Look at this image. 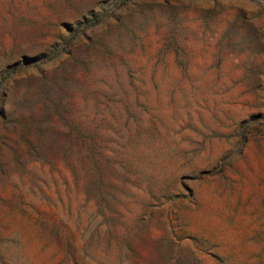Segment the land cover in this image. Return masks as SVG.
<instances>
[{"label": "rangeland", "instance_id": "374dc122", "mask_svg": "<svg viewBox=\"0 0 264 264\" xmlns=\"http://www.w3.org/2000/svg\"><path fill=\"white\" fill-rule=\"evenodd\" d=\"M0 264H264V0H0Z\"/></svg>", "mask_w": 264, "mask_h": 264}]
</instances>
